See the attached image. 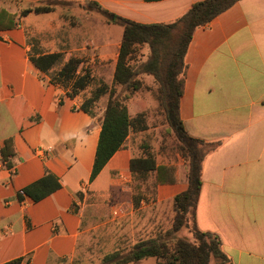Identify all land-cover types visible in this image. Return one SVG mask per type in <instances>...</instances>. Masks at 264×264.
Returning <instances> with one entry per match:
<instances>
[{
    "label": "crops",
    "instance_id": "1",
    "mask_svg": "<svg viewBox=\"0 0 264 264\" xmlns=\"http://www.w3.org/2000/svg\"><path fill=\"white\" fill-rule=\"evenodd\" d=\"M47 1L79 9L94 3L135 23L159 24L177 20L204 0H0V9L15 17L14 27L0 32V149L11 139L14 151L7 158L10 168L0 156V264L15 259H22L21 264L71 261L94 212L109 208L121 213L136 206L135 200L122 199L111 205L110 198L115 193L132 197L130 161L137 156L127 144L129 135L89 181L100 120L80 107L92 89L69 98L68 88L51 83L70 59L80 58L67 50L73 47L69 39L28 40L30 19H51L53 13L25 11ZM108 27L96 50L113 76L123 28L112 22V29ZM34 30L44 29L36 24ZM52 53L61 57L48 73L30 60ZM184 65L180 120L190 137L218 144L202 163L195 225L219 237L232 264H264V0H239L196 29ZM100 76L99 71L92 74ZM46 173L60 183L54 193L39 202L18 194ZM187 187V177L179 174L176 183L157 185L153 200L171 205Z\"/></svg>",
    "mask_w": 264,
    "mask_h": 264
},
{
    "label": "trees",
    "instance_id": "2",
    "mask_svg": "<svg viewBox=\"0 0 264 264\" xmlns=\"http://www.w3.org/2000/svg\"><path fill=\"white\" fill-rule=\"evenodd\" d=\"M159 2L163 0H143ZM239 0H204L192 7L177 20L170 23L140 24L112 15L94 3L88 7L108 17L109 20L123 28L122 39L118 50L112 85H99L82 103L80 110L91 114V109L100 100L104 110L100 121V132L89 181H93L111 157L120 150L132 131H144L142 115L134 119L129 116L124 102L117 98L115 86L123 90L136 92L141 89L140 75H148L157 85V100L164 115L165 122L173 132L179 152L188 160L186 191L172 199L174 219L172 226L165 233L153 238L139 240L128 250L116 249L106 254L98 264L139 263L147 259H155L156 264H232L222 250L219 237L215 234L198 230L194 222V211L201 186V169L204 158L212 152L217 143H205L190 137L180 120L179 100L182 96L184 57L194 31L210 23L219 14L233 6ZM58 5H71L58 1H47L34 5L25 13L34 15L49 14ZM14 16L0 9V32L14 27ZM147 45L149 56L138 68L131 62L139 46ZM59 53L31 57L32 64L42 73H48L60 60ZM81 60L70 59L51 78V83L69 89L67 96L74 98L93 83L88 69L80 68ZM106 100V102H105ZM61 105V102L59 103ZM14 155L11 139L4 141L0 149L1 162L7 168V161ZM130 171L139 180H146L149 174L154 176L155 187L161 184L177 182L175 166L157 165L155 155L145 149L141 155L132 158ZM60 188L56 177L46 173L41 179L24 189V193L32 202H39ZM186 228L192 239L175 238V234ZM172 241V244L169 241ZM22 259H15L4 264H21ZM61 264H80L76 255L71 261L62 260Z\"/></svg>",
    "mask_w": 264,
    "mask_h": 264
},
{
    "label": "rangeland",
    "instance_id": "3",
    "mask_svg": "<svg viewBox=\"0 0 264 264\" xmlns=\"http://www.w3.org/2000/svg\"><path fill=\"white\" fill-rule=\"evenodd\" d=\"M52 13L49 16L51 19L46 18L37 22L35 19H30L29 42L69 39L73 47H68L67 50H71V54H76L81 61H84L80 67L84 70L88 69L91 74L98 71L101 74L100 77H93V83L89 86L92 89L90 93L100 82L111 87L113 76L109 65L100 64L96 50L98 43L104 39L108 25L111 26L109 18L95 8L88 7V4L83 5L81 9L76 4L58 5ZM25 24L27 25V22ZM36 24L37 26L40 24L44 29L41 33L34 32ZM49 27H52V30H49ZM81 44L82 46L79 47ZM145 46L147 45L139 46L133 56L131 64L135 68L144 63L149 56V49L147 52ZM81 48L88 53L84 54V51L79 50ZM91 57L94 59L93 62H90ZM143 76H139L143 87L136 92L114 87L115 96L124 102L130 117L134 119L142 115L144 120L145 130L131 132L127 144L135 149L134 156H139L148 149L154 153L159 165L175 166L177 177L179 174L187 176L188 160L179 152L175 136L165 122L157 100V85L153 78L145 81ZM104 105L105 103L103 104L100 100L91 110V113L100 121ZM132 178L130 199L128 193H121L120 196L115 193L110 198L111 205L120 199L126 203L129 201L133 203L132 201L135 200V208H130L129 211L125 208V211L121 213L110 211L109 208H104L98 213L94 212V216L88 219V231L80 236L78 242L75 255L80 264H98L106 254L116 249L128 250L139 240L153 238L171 228L174 219L172 202L171 205L169 203L165 206L155 203L153 200L154 176L150 175L144 181L133 176ZM140 200H142L141 204L137 205ZM175 238L191 240L192 236L188 229L183 228L175 234ZM169 243L172 244V241L170 240ZM153 261L156 263L155 259ZM210 264H214L213 258Z\"/></svg>",
    "mask_w": 264,
    "mask_h": 264
},
{
    "label": "built area",
    "instance_id": "4",
    "mask_svg": "<svg viewBox=\"0 0 264 264\" xmlns=\"http://www.w3.org/2000/svg\"><path fill=\"white\" fill-rule=\"evenodd\" d=\"M12 174H14V171H12ZM21 197H25V193L23 190H20L18 193Z\"/></svg>",
    "mask_w": 264,
    "mask_h": 264
}]
</instances>
